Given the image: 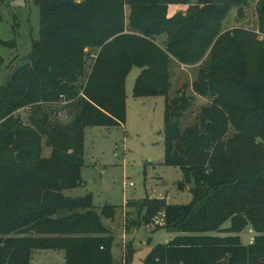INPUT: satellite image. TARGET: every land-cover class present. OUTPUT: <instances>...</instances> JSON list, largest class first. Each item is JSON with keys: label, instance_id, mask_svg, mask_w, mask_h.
<instances>
[{"label": "trees", "instance_id": "trees-1", "mask_svg": "<svg viewBox=\"0 0 264 264\" xmlns=\"http://www.w3.org/2000/svg\"><path fill=\"white\" fill-rule=\"evenodd\" d=\"M196 1L35 0L40 38L0 88V264H31L39 250L64 252L65 264H118L92 197L66 192L83 183L86 129L125 124L134 67L142 69L136 96L167 98L165 162L181 170V189L193 186L185 206L149 199L136 208L157 228L163 214L177 234L146 264H264V0L256 29L225 28L252 0ZM172 4L189 7L170 17ZM173 60L200 64L193 91L212 99L184 130L191 103L185 88L169 97ZM62 98L74 113L69 124ZM248 226L256 236L245 245ZM132 255L128 248L127 261Z\"/></svg>", "mask_w": 264, "mask_h": 264}, {"label": "rangeland", "instance_id": "rangeland-1", "mask_svg": "<svg viewBox=\"0 0 264 264\" xmlns=\"http://www.w3.org/2000/svg\"><path fill=\"white\" fill-rule=\"evenodd\" d=\"M196 2L191 0V4ZM257 2H250L243 18H238L237 10H233L225 22V28L244 26L256 29ZM188 7L186 4H172L169 6V16L186 11ZM40 32L41 14L35 0H5L0 24V58L4 61L0 69V88L6 86L14 72L28 62ZM88 64L91 65V62ZM200 68V64L184 66L175 60L171 62L169 97L173 99L178 90L185 88L191 103L181 121L183 130L192 126L202 109L212 102L211 98L201 97L193 91ZM141 72V68L134 67L126 79L125 124L116 128L92 126L86 129L83 183L66 192L70 197H92L95 210L114 237L113 255L118 264H146V259L156 246L167 245L177 235L163 227V214L157 220L160 228L155 223L149 225L140 221L136 208L141 203L149 199H165L172 206H185L192 199L190 189L193 186L181 189V170L165 162L167 98L163 95L136 96L135 85ZM68 105L62 98L60 120L66 124L74 119ZM20 113L24 118L28 115L25 110ZM44 155L49 156L50 150L46 149ZM107 208L115 209L112 218L104 216ZM225 227H229V223ZM240 236L247 245L253 243L256 232L252 226H248ZM128 248L133 255L127 261ZM31 264H65V255L62 251L39 250L34 252Z\"/></svg>", "mask_w": 264, "mask_h": 264}]
</instances>
